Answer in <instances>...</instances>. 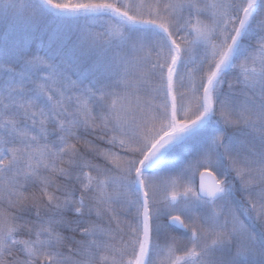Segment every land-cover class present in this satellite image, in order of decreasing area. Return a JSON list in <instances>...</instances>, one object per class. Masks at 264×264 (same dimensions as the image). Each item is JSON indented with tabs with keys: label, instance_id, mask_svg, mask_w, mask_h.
Here are the masks:
<instances>
[{
	"label": "snow or ice",
	"instance_id": "snow-or-ice-1",
	"mask_svg": "<svg viewBox=\"0 0 264 264\" xmlns=\"http://www.w3.org/2000/svg\"><path fill=\"white\" fill-rule=\"evenodd\" d=\"M0 24V264H264V0Z\"/></svg>",
	"mask_w": 264,
	"mask_h": 264
},
{
	"label": "trees",
	"instance_id": "trees-1",
	"mask_svg": "<svg viewBox=\"0 0 264 264\" xmlns=\"http://www.w3.org/2000/svg\"><path fill=\"white\" fill-rule=\"evenodd\" d=\"M4 30H5L4 25L3 24H0V35L3 34Z\"/></svg>",
	"mask_w": 264,
	"mask_h": 264
},
{
	"label": "water",
	"instance_id": "water-1",
	"mask_svg": "<svg viewBox=\"0 0 264 264\" xmlns=\"http://www.w3.org/2000/svg\"><path fill=\"white\" fill-rule=\"evenodd\" d=\"M197 182H198V178H197Z\"/></svg>",
	"mask_w": 264,
	"mask_h": 264
}]
</instances>
